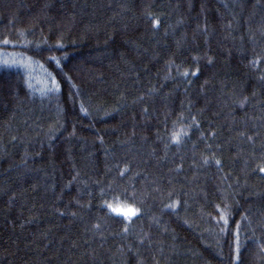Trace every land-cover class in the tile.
<instances>
[{"label": "trees", "instance_id": "trees-1", "mask_svg": "<svg viewBox=\"0 0 264 264\" xmlns=\"http://www.w3.org/2000/svg\"><path fill=\"white\" fill-rule=\"evenodd\" d=\"M0 54V264H264V0H0Z\"/></svg>", "mask_w": 264, "mask_h": 264}, {"label": "snow or ice", "instance_id": "snow-or-ice-1", "mask_svg": "<svg viewBox=\"0 0 264 264\" xmlns=\"http://www.w3.org/2000/svg\"><path fill=\"white\" fill-rule=\"evenodd\" d=\"M5 43H8V41H5ZM53 83H55V81H53ZM174 139H178V137H174ZM259 170L261 172H264V167H261ZM108 207L112 209V211L115 212L117 215H123L126 217H131V216L136 215V210L131 209V208L125 210L123 208H113L112 205H108ZM237 245L239 246V240H237ZM237 251H239V247H237Z\"/></svg>", "mask_w": 264, "mask_h": 264}, {"label": "rangeland", "instance_id": "rangeland-1", "mask_svg": "<svg viewBox=\"0 0 264 264\" xmlns=\"http://www.w3.org/2000/svg\"><path fill=\"white\" fill-rule=\"evenodd\" d=\"M6 55H7V54H6ZM8 56L13 57V55H9V54H8ZM4 57H6V56H4L3 54H0V63L3 62ZM125 210H127V209H125Z\"/></svg>", "mask_w": 264, "mask_h": 264}]
</instances>
